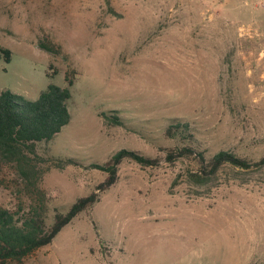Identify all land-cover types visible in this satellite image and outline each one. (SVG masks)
Returning <instances> with one entry per match:
<instances>
[{"label":"rangeland","instance_id":"374dc122","mask_svg":"<svg viewBox=\"0 0 264 264\" xmlns=\"http://www.w3.org/2000/svg\"><path fill=\"white\" fill-rule=\"evenodd\" d=\"M0 47V91L36 100L73 80L70 123L38 146L78 163L42 178L49 225L98 192L107 174L90 165L120 149L157 160L123 161L90 210L12 264H264V0H0ZM174 122L207 158L251 166L199 184L193 157L166 158L187 143L166 135ZM4 171L0 206L13 207L28 197Z\"/></svg>","mask_w":264,"mask_h":264},{"label":"trees","instance_id":"16d2710c","mask_svg":"<svg viewBox=\"0 0 264 264\" xmlns=\"http://www.w3.org/2000/svg\"><path fill=\"white\" fill-rule=\"evenodd\" d=\"M42 47L51 51L46 45ZM0 58L9 62L11 52L0 47ZM66 81L65 86L49 84L36 100L9 89L0 91V188L8 187L4 177L7 168L16 177L14 183L28 197L13 207L0 206V264L21 263L51 244L63 228L99 201V193L117 182L119 166L123 161L131 160L142 167L153 166L157 162L137 151L120 149L104 163L90 165L107 174L106 179L98 185V192L79 197L66 212L56 211L49 225L48 197L41 187L42 178L51 169L62 170L69 165H78L72 159L44 157L38 150L39 144L52 141L71 121L69 101L73 80L67 77ZM101 116L106 124L122 125L119 115L102 112ZM165 133L169 137L179 135L187 140L182 147L167 149L166 158L172 162L193 157L197 161L198 171L189 175L199 184H206L226 164L239 168L251 166L245 159L228 151H219L207 158L204 151L195 147L187 123L174 122ZM256 164H264V157Z\"/></svg>","mask_w":264,"mask_h":264}]
</instances>
